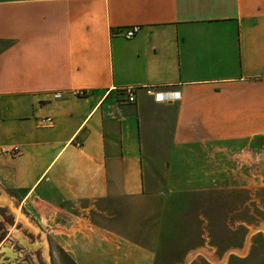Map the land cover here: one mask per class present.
Returning a JSON list of instances; mask_svg holds the SVG:
<instances>
[{
    "label": "crops",
    "instance_id": "obj_1",
    "mask_svg": "<svg viewBox=\"0 0 264 264\" xmlns=\"http://www.w3.org/2000/svg\"><path fill=\"white\" fill-rule=\"evenodd\" d=\"M263 139L264 0H0V206L35 247L156 264L134 207Z\"/></svg>",
    "mask_w": 264,
    "mask_h": 264
},
{
    "label": "rangeland",
    "instance_id": "obj_2",
    "mask_svg": "<svg viewBox=\"0 0 264 264\" xmlns=\"http://www.w3.org/2000/svg\"><path fill=\"white\" fill-rule=\"evenodd\" d=\"M259 149L245 155L254 168L234 157L226 169L175 171V180L190 183L135 206L130 235L152 250L156 264H264V139ZM13 211L0 206V231L11 230L0 264H76L55 240L29 243L44 234L13 228Z\"/></svg>",
    "mask_w": 264,
    "mask_h": 264
},
{
    "label": "built area",
    "instance_id": "obj_3",
    "mask_svg": "<svg viewBox=\"0 0 264 264\" xmlns=\"http://www.w3.org/2000/svg\"><path fill=\"white\" fill-rule=\"evenodd\" d=\"M141 29V25L139 24H134V25H129L125 26L122 28H118L116 30L117 33L122 34L126 38H132L134 37ZM77 94L79 95H86L87 91L84 89L76 90ZM154 97L157 101L159 102H165L169 100H177L180 99L181 97V92L179 91H158L154 93ZM128 101L129 102H134L135 101V92L134 89L131 88L128 90ZM53 120L50 117L42 119L43 123H51ZM12 151L18 152L19 148L14 147Z\"/></svg>",
    "mask_w": 264,
    "mask_h": 264
},
{
    "label": "flooded vegetation",
    "instance_id": "obj_4",
    "mask_svg": "<svg viewBox=\"0 0 264 264\" xmlns=\"http://www.w3.org/2000/svg\"><path fill=\"white\" fill-rule=\"evenodd\" d=\"M7 232H8V230H5V229H2L0 231V246L4 242V240H5L6 236H7Z\"/></svg>",
    "mask_w": 264,
    "mask_h": 264
}]
</instances>
